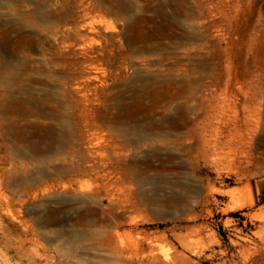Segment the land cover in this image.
<instances>
[{
  "label": "rangeland",
  "instance_id": "374dc122",
  "mask_svg": "<svg viewBox=\"0 0 264 264\" xmlns=\"http://www.w3.org/2000/svg\"><path fill=\"white\" fill-rule=\"evenodd\" d=\"M6 40L0 264H264V0H0Z\"/></svg>",
  "mask_w": 264,
  "mask_h": 264
},
{
  "label": "bare ground",
  "instance_id": "6f19581e",
  "mask_svg": "<svg viewBox=\"0 0 264 264\" xmlns=\"http://www.w3.org/2000/svg\"><path fill=\"white\" fill-rule=\"evenodd\" d=\"M4 35L8 34V31L4 30ZM4 40V39H3ZM13 42H10L9 40H6L5 42H1L0 46H8L9 44L12 45ZM17 49H20V45H15L14 46ZM5 49V48H4ZM18 71V70H17ZM15 69H10L7 70L6 72L3 71L0 73V86L3 89V93L0 94V132L4 133L5 135L8 134L10 126L12 124V122L14 123L15 121H13L11 119V117H9V112L13 111V112H25V107H26V99L28 96L27 95V89L26 92L23 91L24 89V84L22 83L23 77L21 74V72H17ZM26 78V76H25ZM45 80V79H44ZM32 85V84H31ZM34 86V85H33ZM29 89V88H28ZM23 91V92H22ZM34 91V90H32ZM31 92V91H30ZM29 92V93H30ZM33 94V93H32ZM31 96V95H30ZM30 98V97H28ZM28 105V104H27ZM30 107V106H29ZM32 112V111H31ZM28 113V112H27ZM21 114V113H20ZM15 115V114H14ZM11 116V115H10ZM27 116V115H26ZM23 117V116H22ZM21 117V118H22ZM25 119V118H24ZM23 119V120H24ZM22 122V121H21ZM65 123V122H64ZM21 126V125H20ZM23 126V125H22ZM21 126V127H22ZM12 127V126H11ZM20 127V128H21ZM25 127V126H24ZM17 128V127H16ZM19 128V127H18ZM22 129V128H21ZM25 128H23L24 130ZM14 129H12L13 131ZM21 130V131H23ZM21 131H18L19 133H21ZM66 131V130H64ZM13 133V132H12ZM11 133V134H12ZM10 134V135H11ZM13 135V134H12ZM11 135V136H12ZM9 136V134H8ZM10 136V137H11ZM66 136V134H65ZM7 139V138H6ZM63 139V138H62ZM12 142V140H11ZM20 142V141H19ZM22 142V141H21ZM18 143V142H17ZM259 144L264 145V135L260 137V141ZM231 192V191H230ZM234 192V191H233ZM235 202V201H234ZM245 205L244 201H239L236 203V206L241 207ZM263 240V239H262ZM255 255L254 252L249 251L248 249H244L243 251V264H248V262L250 260H252L253 256ZM262 260H260L259 263L262 264L261 262ZM257 262V263H258ZM264 262V260H263ZM258 263V264H259Z\"/></svg>",
  "mask_w": 264,
  "mask_h": 264
},
{
  "label": "crops",
  "instance_id": "0c3cea01",
  "mask_svg": "<svg viewBox=\"0 0 264 264\" xmlns=\"http://www.w3.org/2000/svg\"><path fill=\"white\" fill-rule=\"evenodd\" d=\"M253 190L257 198H264V177L255 181Z\"/></svg>",
  "mask_w": 264,
  "mask_h": 264
}]
</instances>
